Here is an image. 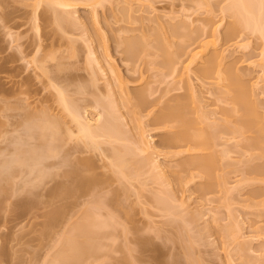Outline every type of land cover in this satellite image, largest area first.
<instances>
[{
	"label": "rangeland",
	"instance_id": "rangeland-1",
	"mask_svg": "<svg viewBox=\"0 0 264 264\" xmlns=\"http://www.w3.org/2000/svg\"><path fill=\"white\" fill-rule=\"evenodd\" d=\"M38 1L0 0V68L3 66L4 60L2 58L7 55L11 58L8 66L15 70L11 68L8 73L0 72V84L4 85L3 83H6L4 85L6 88L14 89L15 87V90L19 86V89L23 87L26 89V87L32 85V89L36 88L34 90H37L38 87L39 91L37 90V92L33 91V93L27 95L22 94V97L26 98L23 102L27 101V103L25 102L26 105L31 104L29 106L33 107L32 109H35L36 112L43 107L49 109L48 111L53 110V114H60L58 110H61V108L56 109L60 107L58 105L59 101L56 102L59 99L57 98L58 93H56L57 88L55 90L53 86H47L49 84V82L47 83V77L44 75H40L43 76L40 77L39 70L35 68L33 63H29L35 57V50H38L39 45L41 52H39L40 54L36 53L37 56L45 55L47 52L61 55V51L64 55L69 56L72 51L71 46L74 45L77 47L76 50L78 49L77 54L72 59L68 58L69 61L67 62L71 63L69 65L66 62L67 64H64V67L68 65L69 70L72 69L79 76L81 74V81L79 78L76 83L80 81L82 84V80H85V78L88 80L87 76L92 74L89 73L90 69L87 74L85 68H92L91 64L93 63L92 65L97 71V73L94 71L96 74L93 75H96L100 80L97 83L98 87L97 85L94 88L92 87L93 89L97 88L95 95L93 89L90 93H86V97L82 95L86 98L85 103H83L84 98L81 100L80 93H78L79 100L75 99V92L73 95L71 94L73 99L79 102L80 100L83 101L82 105L87 110L85 117L91 120L92 123H96L94 120L103 118L99 114L103 111H101V106L95 105L94 100L97 99L96 97L101 100L106 98L103 100L106 102L111 96L112 101L109 100L110 103L113 104L114 101H117V104L115 103L117 106L114 105L120 109L117 112L118 116H115L119 118L117 122L122 121V124L124 123L125 129L130 132V136L125 130L127 136H124L127 137V141L122 140L125 143L121 142V139H117L118 142L115 140L110 141L111 143L106 141V137L105 141L103 138L98 139V147L101 148L100 143L103 142L101 143L103 149L95 147L92 151L88 147L91 146L90 143V145L87 143V146L85 142L78 141L77 132H73V134L67 132L66 135L71 134L72 137L70 140L69 137L68 140L66 139V143L69 141L70 146L64 147L66 150L68 149V155L73 154V158L76 160L80 157L91 158L92 162L95 163L87 171V174H97V177L101 178L100 180L104 178H108L106 181L110 180L106 183L104 179L103 181L106 184H102L101 181L100 185L94 186L93 190L91 189L88 194L81 197H67V195H61L57 192L59 187L66 186L67 183L69 185L73 181L68 176L69 168L66 166L67 162L64 161L66 160L63 157L64 153L62 152L63 155H61L64 158L62 165L61 151L59 155L55 156L54 151L46 150L49 143L46 145L41 143L40 145L34 142L36 139L34 141L29 139L32 142L28 140L30 144L38 145H34V151L39 153L49 151L50 157L53 158H48L49 161H46L48 167L42 163L45 166L43 171H40L42 168L38 167L40 168L39 172L36 169L34 173H30L26 171L28 167L24 166L22 170H19V175H15L14 180L12 179L10 187L0 193V264H264V137L263 140L261 137V142L256 144L252 142L255 136L253 133L244 132V134L239 132L242 134L240 135L237 132H232L233 130L227 132L229 130L226 131L225 128H228L229 125L232 126L231 123L235 126L236 120L231 118L233 122L230 124L228 122L229 125L224 123L225 112L223 109L225 107L230 109L233 105L228 99L227 103L230 104L226 103V99L224 102L222 96L227 97V95H219L218 93V89L224 90L223 82H220L216 72L203 79H200V73L198 72L211 58H214L215 55L219 56V60L215 62L216 65H219L218 69L222 73L232 70L243 76L244 81H247L248 88H251L249 91L251 92V99L257 104L261 116H264V39L257 36V34H253L252 30H245L246 28L243 27L244 30H236L231 25L233 18L229 16L230 13H224L223 9L221 10L223 7L220 6L225 5L226 1L219 6L214 4L215 7H211H214L213 10L208 12L206 8L209 7L197 6L196 0H74V2L70 0V6L72 7L69 6V11L71 9L74 13H71L73 19L79 18L77 22H80V24L76 25L77 23L74 22L75 25L74 23L70 25V22L68 24L65 22V25H70L65 31L62 30L65 25L61 27L58 24L61 27L59 28L57 23L54 22V11L53 14L50 10L48 11L49 4L43 3L36 9L35 4ZM126 7H128L127 15L124 13L125 10L127 11ZM58 8L60 12H65L64 10L68 7L63 10L60 7ZM71 14L69 13L70 16H68L71 17ZM128 14H130V18ZM36 21L40 25L39 31L35 28ZM173 24L179 26V29L180 25L181 28L182 25L185 26L192 34L195 31L196 37H199V39L196 42L195 37L193 39L195 42L189 40L191 42L189 46L188 43L186 44L189 48L184 51H188L189 54H187L188 52L185 54L180 47L181 50L178 48L177 54L181 51L185 55L181 56V63L178 64L177 69L170 72L162 68L163 65H157L161 64V61H158L160 59L155 56V41L151 38L154 37L153 33L159 31H163V34L166 35L167 33V36H170L168 34V31H170L169 26H173ZM66 26L64 29H66ZM172 26L170 27L175 28V26ZM159 27L163 30H158ZM184 30L185 28L182 31ZM144 34H146L145 37L151 39V47H153L151 50L149 39L146 38L145 40L148 39L147 48L149 47L152 53L155 54L153 53L152 56L149 54V57L141 54L142 57H145H139L136 62L125 59L126 56L123 53L125 43H121L124 41L123 39L138 35L143 36ZM142 36L139 38H142ZM172 37L173 35L171 36L173 46L170 47V51L175 53L174 50L179 45L176 44L181 38ZM72 41L76 43L71 44ZM50 46L53 48L51 49ZM54 46H56L55 49ZM59 48H62V50ZM88 50H95V54L90 57ZM190 53H196L191 63H189L191 60ZM12 58H14L13 62ZM88 59L91 60V67ZM94 59L97 61H94ZM155 61L158 63L156 64ZM186 63L190 65L189 70L183 68ZM36 74L38 75L36 76ZM119 75L127 83L130 94L135 91L140 92L141 89L150 91L151 95L148 96L150 102H147L149 99L146 101L149 105L145 106L144 110L141 109V115L140 113L137 114L140 115L139 117L136 113L139 112L140 108L137 109L138 112L131 114L130 108L120 107V103L125 101L122 100L125 95L122 96V93H120V86L117 83ZM140 75L143 78H140ZM90 76H88L89 79ZM23 78L32 82L27 80L16 83V80ZM86 80L85 83H88L89 81ZM219 82L220 84H218ZM187 83L191 84L193 88H191V94H194V106L196 108L194 116L197 117L196 119L200 123V129L207 128L210 124L211 126L219 124V127L216 126L219 129L213 126L214 129L211 127H209L211 129H207L211 131L218 130L217 132L213 131L214 135L217 134L214 141L215 151H217L216 154L219 158L217 173L225 177V187H211L209 190V188L204 187L205 177L197 175V178L191 180L189 179L191 178L189 177L190 173L187 174L186 171L188 177L182 173L184 178L182 177V181L178 179V183L176 179L180 177H178V172L183 170L179 164L182 160L188 158V154L174 156L173 153L179 149L167 146L163 142V137L173 129L161 127L153 121V115H155L153 113L158 112L161 107L157 104L159 102L155 103L154 99L158 100L157 98L160 97L164 100L163 102H167L175 96L186 95L189 92ZM34 84L36 85L34 86ZM21 85L23 86L21 87ZM144 90L141 92H144ZM220 90L219 92L223 94ZM161 96L165 97L162 98ZM9 100L11 99L9 98ZM87 100L93 101V103ZM11 101L13 102V99ZM134 101L136 102V100ZM35 103L40 105L36 104V106ZM0 104L3 105L4 103L1 102ZM24 105L23 107H25ZM34 105L39 108L36 109ZM96 106L98 108H95ZM49 107H53V109ZM29 109L31 110V108ZM1 112L4 113V111ZM1 112V130L5 131L8 128L11 130L12 126L8 125L4 128V123L8 119V122L10 119L13 121L12 118L9 117L10 115L8 116V112L5 113V116L9 118L3 116ZM20 112L25 114V110L22 111L21 109ZM134 117H137L138 120L133 119ZM68 119L70 120V118ZM15 120H17V117L14 118ZM119 124L121 125V123ZM69 125L72 124L68 121L67 126ZM2 131H0V140H2L1 138L3 140L0 141V147L4 148L12 140L13 134L8 132L12 134V136L9 134L11 140L8 141V133L6 132L7 138H5ZM143 131V142L146 144L140 146L144 150L148 146L152 148L146 151L145 155L142 151H140L142 155H137L140 154L137 153V158L141 156L137 161V158L134 157L136 151L132 146L141 139L140 135ZM41 134L42 132L36 133L37 136H41ZM22 135L24 136L21 139L26 138L25 132ZM66 135L65 137H67ZM26 139L21 140L20 148H22V151L20 149L19 155L25 153L26 156H31L34 152L33 147L26 142ZM129 142L132 143L131 146ZM24 143H28V146L26 147L27 144ZM10 144L13 147L16 146V142H10ZM64 144L63 142L62 145ZM124 144L126 147L129 145L133 150V155L130 154L131 161L136 160L134 162L136 165L133 166H137V162L143 156L144 159L150 156L151 160H158L160 168L152 171L150 169L152 163L148 159L150 162L148 161V165L143 168V171L146 170L145 172L141 171L142 173L140 172L138 176L130 175L128 179L121 177V174L117 172L118 169L111 165V162H116V158L112 156L114 154L116 156L119 151L117 149L124 148ZM52 145L55 146L54 143H51L50 147ZM57 145L58 147L61 146L60 143H57ZM73 145L74 147H72ZM119 146L122 148H118ZM30 147L31 149H27ZM136 147L135 149H137ZM3 148L0 152L3 151ZM64 148L63 151H65ZM72 149L73 153L70 151ZM113 149L117 152L114 153ZM69 151L72 154H69ZM41 155L43 154L41 153ZM75 159L72 160L73 163ZM220 160H222V163ZM50 163H57L60 167L49 165ZM131 164L133 163L131 162ZM219 164L221 165L219 166ZM133 166L131 165L130 168L133 169ZM178 166L182 170H179ZM132 169L131 173L134 174L135 170ZM21 171L23 172L21 173ZM128 171L130 172V169ZM193 171L195 172V170ZM175 173H177V176L175 175L174 178ZM179 174L182 176L180 172ZM196 174H198L197 170ZM203 182L205 183L203 184ZM157 195H160V198L165 202L158 197L157 200ZM24 201L27 203V207L20 208V203L24 204ZM159 201L163 202V205L168 203L172 211L164 208ZM59 209L64 212L63 220L58 225L55 224L57 225L55 228H48L46 215ZM88 212H91L94 218L89 217ZM176 212L182 220L187 222L182 221V223L187 224V230H189L185 231V228L183 234L180 227L177 226L179 223H176L177 220H175L176 218L180 219L178 215H175ZM84 214L91 220L95 219L94 224H99L95 227L96 229L93 228L97 237L93 238L90 235L88 237H91V241H87L88 237L81 235L78 237L79 243L82 245L93 242L98 244L100 249L94 254L78 259L77 256H72L76 255L77 248L69 244V237L71 236L70 233L75 230V225L83 220ZM72 227L74 230L71 229ZM47 228L50 230L48 231ZM142 239L145 241L147 239L146 247L140 246Z\"/></svg>",
	"mask_w": 264,
	"mask_h": 264
},
{
	"label": "bare ground",
	"instance_id": "bare-ground-1",
	"mask_svg": "<svg viewBox=\"0 0 264 264\" xmlns=\"http://www.w3.org/2000/svg\"><path fill=\"white\" fill-rule=\"evenodd\" d=\"M72 1L74 2V0H72ZM224 1H226L227 3L225 5H222V3ZM73 2H72V4H73ZM195 2H196V4H198L197 6L200 5L199 7H202V6L203 7L204 6L209 7L210 10H209V8H206V9H208V12H211L213 10V8L215 7L214 4L217 6L222 5V6H220V7H223V8H221V10L223 9L224 13L229 12L230 13L229 16H231V18L234 19V20L232 19L231 25L236 30L237 29L242 30L243 28L244 29L246 28L245 30H247V29L249 31L252 30L253 34H255V35L257 34V36H260V38L264 39V0H217V1L196 0ZM43 3L49 4L48 11L50 10V12L52 14L54 11V14H53L54 22H56L57 25L59 24V25H61V27H63V25H65L64 24L65 22L67 24L70 22V25L73 24L74 22L77 23L76 25L80 24V22H77L79 20V18L74 17L77 20L73 19L72 15L74 13L71 11V9L69 11V8L72 7V6H70V4H71L70 0H39L35 4L36 9H37V7H39ZM184 6H186V5H184ZM212 6H214V7L211 8ZM56 7L57 8L60 7L62 10L68 7L67 8L68 11H66L67 9H65L64 10L65 12H60L59 8L57 9ZM126 8H127V11L125 10L124 13L127 15L128 7H126ZM129 11H131V10L129 9ZM69 13L70 14L73 13V14H71V17H69L70 16ZM130 14H128L129 18L131 17V16H129ZM36 20H37V18H36ZM127 20H128V18H127ZM70 25H67L66 29H64V27H65L64 26L62 28V30H64V31L67 30L68 26H70ZM74 25H75V23H74ZM170 26H172V25H170ZM170 26H169L170 31H168V34H170V36H167V33H166V35L163 34L164 33L163 31H161V32L159 31L157 33H153L154 37L151 39H153L155 41V46H156V47L154 46L156 48V50H154L156 53L155 56L160 59L158 61H161V64H157L158 63L157 61H155V63L157 65H160V66L163 65L161 67L169 70L170 72H174L177 69V66H179L181 63V61H180L181 56H183L184 53L186 54L188 52V51L187 52L184 51V50H188V49H186V48H189V47H187V45L189 46V43H191L190 41H192L197 35H196L195 31H193V34H192L188 30V28H186L183 25H182V28L180 25L181 31L185 28V30L182 32L180 31L179 26L174 25V24L172 27L175 26V28H171ZM61 27L59 26V28H61ZM35 28L37 29V31L40 30V25L37 23V21L35 23ZM234 28H232V29L234 30ZM158 30H163V29L159 27ZM155 32H156V30H155ZM177 33H179L181 35H179ZM176 34L179 36H177ZM185 34H186V36H184ZM172 35H173L172 38H174V37L181 38V40H179V42L176 44V45H178V44L179 45L177 46V49L174 50V51H176L175 53L170 51L171 50L170 47L173 46L172 45L173 42L171 41ZM141 36L142 35H138V36H134L132 38L126 37L127 39H123L124 41H126V42H124V41L121 42L122 44L125 43V48L123 50V53L126 56L125 59L132 61V62L133 61L136 62L139 59V57H141V58H144L145 56L149 57L150 56L149 54H151V56H152V54L154 52L152 53V51H151L153 48V47H151L152 46L151 42H150L151 39L149 37H145L146 34H144L142 36V38H139ZM146 38L149 39V44H150L151 50L149 47H148L149 49L147 48V46H148L147 40L148 39L145 40ZM186 39L188 41L189 40L190 41L188 42ZM197 39H199V37L198 38L196 37V42L198 41ZM183 40L184 41L186 40V41L184 42ZM154 41H152V42L154 43ZM192 42H195V40H193ZM73 43L75 44L76 42L72 41L71 44H73ZM59 45H61V44H59ZM55 47L56 46H54V49H55ZM179 47L182 49V52H184L183 54L181 51H180L181 54L179 53L180 55L177 54L178 51L181 50ZM39 48H41L40 45L37 48L38 50L37 51L35 50V55H34L35 57L32 58V60L30 61L29 64L33 63L35 65V68H37L39 70V73H40L39 76L44 75L47 77V83L49 82V84L47 86H49V85L51 87L53 86L55 88V90L57 88L56 93H58L57 98H59V99H57L56 102L58 103V101H59L58 105L60 107L59 108L55 107V108L56 109L61 108V110H58V112H60V114H58V113L53 114L52 113L53 110L48 111L49 109L47 110L46 108H43V107L40 108V110H37L38 112H36L35 109H34L35 111L32 109L33 107H30L31 104L26 105L25 102L27 103V101L23 102V100H25L26 98L22 97V94L27 95V94L33 93V91L37 92L38 87H37V90H34L36 88L32 89V87H33L32 85H29L31 87L28 86V87H26V89H24L25 87L19 89L20 88V86H19L18 89L15 90L16 89L15 87H14V89L13 88H11V89L6 88V86H4V85H6V83H3L4 85L0 84V96H2V97H0V103L1 102L4 103L3 105L0 104V109H1L0 112L4 111V113L1 112V113H3V116H5V113L8 112L7 113L8 116L10 115L9 117L12 118V120H13V121H11V119H10V121L8 122V120H9L8 119L7 122H5V123L3 122L4 128H6L9 125V126H12L11 130H9L10 128H8V129H5V131L2 129L3 130L2 131L0 128V131L3 132V135L5 134L3 137L7 138V136H9V138H7V139H9L8 141H10L12 138V140L10 142L11 143L16 142L15 147H13V145L10 144V142H8V143L5 142L8 145L5 146L4 148L0 147V151H1V148H3V151L0 152V193H2L3 191H5L7 188L10 187L12 181L14 180L13 179L14 176L17 175L19 170H22V168L24 166L28 167L26 171H29L30 173H34V170H36V169H37L36 171L39 172L38 170H40V168H42L40 171H43V168L47 165V162L49 161V159H52L53 157H50L51 154H49V151H45L46 152V154H45L44 151H41L39 153L38 151H34V149H35V146H38L37 144L41 145V143H42V145H43L45 143L44 145H46L47 143H49L48 148L46 150H50L51 152L54 151L55 156L59 155L61 153L60 158H62V161L64 160V158L66 159L64 161L67 162V165H66V163H65V165L69 168L68 176H70L73 180L71 184L67 185L68 184L67 183L66 186L59 187L57 192L61 195H67V197H75V196L81 197L82 195L88 194L89 193L88 191H90L92 188H94V186L100 185L99 183L101 181L103 184L105 182L106 183L110 182V180L106 181V179H108V178H106V179L104 178L105 180L102 178L105 181L104 182L103 180H100L101 178L99 176H98L99 178L97 177V174L96 175L95 174H92V175L87 174V171L91 167H93V164L95 163V162L94 163L92 162L91 158L89 159L87 157L86 158L80 157V159L76 160L75 158H73L74 157L72 154L74 152L73 149L70 150V151H72V153H70V151H69V154H72V155H68V151H67L68 149L66 150L64 148L65 146L69 145L68 144L69 141L66 143V141L68 140V137L70 140L72 138L71 134H73V132H77L76 135H77V138L79 139L78 141L79 142L81 141L82 143L85 142L86 145H87V143L88 144L90 143L92 147L88 146V145L87 146L90 147L89 150L93 151L95 147L98 149H103L102 144H101L103 142L100 143L101 148L98 147L99 146V140L98 139L103 138L104 141L107 139L106 141H109V142L110 141L112 142L113 140L118 142V140H120V139H121V142H124V141H122L124 139L126 142L127 137H125V136H127V134H129L128 136H130V132L127 129H125V125H124V123L122 124V121L117 122L119 120V118L118 117L116 118L115 116H118L117 112H119L120 109H118L119 107L118 108L116 107L117 101L116 102L114 101L113 104L110 103L109 100L112 101L111 96H110L109 100H107L106 102L103 101L106 98H102V100H101L95 96L97 99L96 100L92 99L96 102L95 105H97L98 107L101 106L100 108H101V111H103V112H101V113L99 112V114L101 116H103L102 119L98 118L97 120H94V122H96V123H92L91 120H89L88 118L85 117V113L87 110H85V107L82 105V102L84 101L83 103H85L86 95L88 93H90V91H92V89L94 87H96L97 83L100 80L98 77H96V75L95 76L93 75V74H96L97 71H96L95 67H93V65H92L93 63L91 64V62H90L91 60L89 61L90 58L88 59V63L90 62L89 66L91 64L93 71L91 72L92 68H88V69L85 68V70L88 74V70L90 69L89 73H92V74H90L91 76L88 75V76H90V79L88 76H87L88 80H86V78H85L86 81H89L88 83H85V80H82L83 83L81 84V82H80L81 81V74L79 76L78 73L75 74V72L71 68H70L71 70H69L68 65L67 66L65 65V67H64V64L71 63V62H67V61H69L68 58L72 59V57L76 56L77 51H78V49L76 50L77 47H75L74 45L71 46L72 51H71V53H69V56H67V54L64 55L62 51L60 52L61 55L58 53L56 54L54 52H47V53H45V55H42V56L38 55L37 56V54L39 52H41L39 50ZM52 48L53 47H51V49ZM88 48L90 50L89 46H88ZM178 48H179V50H178ZM59 49L62 50V48H59ZM59 49H58V51H59ZM89 50H88V54L91 57L93 54H95V52H94L95 50H91V51H89ZM149 50H150V52H149ZM141 54H145V56L143 55L144 57H142ZM187 54H189V52ZM195 56H196V53L191 54V60L189 63L193 62L192 60L194 59ZM218 57L219 56L215 55L214 58H211L204 65L202 70L200 69L198 71L200 73L199 77H200V79H203L204 77H207L210 74H213L215 72L217 73L218 79L220 80V82H223V87H224V90L218 89V93H219V95H227V97L224 96L226 98H224L222 96V98L224 99V102L226 99V103H227V99H228V101L230 100L229 102H231L233 105V106L231 105L232 107H230V109H229V107H225L223 109V111L225 112L224 113L225 114L224 123L227 124L229 122V124H230L231 122H233L231 118H233V120L234 119L236 120L235 126L233 125V123H231L232 126L227 124L230 126V128H229V126H228V128L226 127L225 128L226 131L229 130L227 132H230V130H233L232 132H234V133L237 132V134H240V135H242L241 133H244V132L245 133L246 132L253 133V134H255V136H254L252 142L259 144L261 142V137H262V140L264 137V116H261L260 111H258L259 109L257 108L258 107L257 104H255L253 102V100L251 99V92H249L251 88H248L249 86H247V83H246L247 81L246 82L244 81V78L241 74L234 72L232 70H229V71L227 70L225 73H222L221 70L218 69L219 65H216L217 63H215V62H217V60H219ZM14 58H12V62H13ZM2 59L4 61H3V66H1V68H0V72H3V73L7 72L8 73V71H10L12 68V67L10 68L8 66V64L11 62V58L6 55ZM95 60L96 59H94V61ZM150 62H152V60H150ZM189 63H186L183 65V68L185 70H189V67H190ZM101 70H103V69L101 68ZM72 71L74 72V74ZM36 72H38V71H36ZM37 75L38 74H36V76ZM17 76H19V75H17ZM84 76H82V77L84 78ZM40 77H43V76H40ZM79 78H80V81H79L80 84H79V82L76 83L79 80ZM140 78H143V76L140 75ZM97 79H98V81H97ZM117 79H119V80H117V83L120 86V90H121L120 93H122V96L125 95V97L124 96L122 97L123 98L122 100H125V101H122V103H124V104L120 103L121 106L119 104L118 105L120 107L125 106L126 108L127 107L130 108V110L132 112L131 114L138 112L137 109L140 108L139 112L136 113V115L139 114L141 112L142 108L144 110L149 105L148 104L150 102V99H149L150 96L149 95H151L150 91H148L147 89H145V90L141 89L140 92L135 91V92L130 94V92L128 91L127 83L123 80V78L119 75ZM27 80H29V79H26V78H23L21 80L18 79V80H16V83L19 81L23 82V81H27ZM28 82H32V81L29 80ZM220 82L218 84H220ZM43 83H45V82H43ZM111 83H112V81H111ZM189 83H190V80H189ZM189 83H187L188 84L187 90L189 89L188 91L190 93L187 91L188 94H186V95L175 96V98H173V99H170V100L168 99L169 101H167V102L166 101L163 102L164 100H162L160 97L157 98L158 100L160 98L159 101L154 99L155 103L159 102L160 104L159 103H157V104L159 106L161 105V107L159 108L160 110L158 112L153 113V114H155V115H153V117H154L153 121H155L154 122L155 124L157 123V125H161V127L173 129V131L167 132V134L163 137V142L167 146L176 147L179 149L173 153L174 156H180V155L188 154V158H185L179 164V166H181L183 168V170L181 168H179V166H178L179 170L181 169L183 171V172L179 171L181 174L182 173L186 174L185 171L187 172V174L190 173L191 176L189 175V177H191V178H189V179H191V180H194L197 175L199 177L200 176L203 178L205 177L206 183L203 182V184L205 183L204 187L209 188V190L211 187H214V188L225 187V185H226L225 177L222 174L217 173V169L219 168V167H217L219 158L216 154L217 151H215V147H214L215 146L214 141L216 139L217 134L214 135V133H213L214 130L211 131V130L207 129L209 127H211L212 129H214L213 127H216V126L219 127V124H217L216 126L212 125L213 127L210 124L208 127L205 126L207 128H201L200 129V127H201V126L199 127L200 123L197 121V119H196L197 117L194 116L195 115L194 113H196V111H195L196 108L194 106L195 98L193 96L194 94L193 95L191 94L193 88H192L191 84H189ZM35 85L36 84H34V86ZM22 86L23 85H21V87ZM97 87H98V85H97ZM111 88H113V87H111ZM111 88H110V90H112ZM96 89L97 88L93 89L94 90L93 92H95ZM143 90H144V92H141ZM219 90L222 91L223 94L221 92H219ZM145 91L148 93V95ZM24 93H26V94H24ZM69 93H70V95L71 94L73 95V93H74V95L76 94L75 95L76 98L75 97L74 98L77 100H79V96H78L79 94L78 93H80V95L82 97V98L80 97L81 100L83 98H84V100L83 101L80 100V102L77 100H74L72 95L70 96ZM95 94H96V92L94 93V95ZM17 95L24 98V99H22L20 97H19L20 98L19 99ZM82 95L85 97H83ZM14 97H15V99H14ZM164 97L165 96H163L162 98H164ZM9 98L11 100L13 99V102L11 100H9ZM134 100H136V102ZM87 101L90 102V100H87ZM229 102L227 104H230ZM20 103H22L23 105L25 104L24 105L25 107H23L22 104L20 105ZM39 103H35V105L37 104L39 106L40 105ZM90 103H93V101ZM125 103H126V105H125ZM145 103H147V105H145ZM58 105H57V107H58ZM1 106H2L3 110L1 108ZM27 106L29 108H31V110H33L34 112L31 111L29 108L27 109ZM36 106H35V108H36ZM97 106L95 108H98ZM142 106H144V107H142ZM37 108H39V107H37ZM21 109H22V111L25 110V114H21L22 113V112H20ZM50 109H53V107H51ZM29 110H30V112H28ZM140 115H141V113H140ZM8 116H5V117L9 118ZM130 116L132 117V115H130ZM16 117H17V120L14 121V118L16 119ZM68 118H70V120ZM120 118H121V116H120ZM136 118L134 117L133 119H136ZM67 119L70 122V124H72V125L67 126V123H68ZM136 120H138V119H136ZM119 123H121V125ZM234 124H235V121H234ZM122 125H124V126H122ZM1 126L3 127V125H1ZM217 127H216V129H219ZM231 127H233V128H231ZM74 128H76V129H74ZM211 128H209V129H211ZM125 130L127 131L126 135H125ZM215 131L217 132L218 130H215ZM6 132L7 133L11 132L13 134V136L11 133L7 134ZM23 132H25V137L26 138L28 137V139H26L24 137H23V139H21L22 136H24V135H22ZM37 132L38 133L42 132L41 136L40 135L37 136L36 135ZM61 132H63V133L61 134ZM64 132H65V134H64ZM67 132H71V134L69 136H67L66 135ZM239 132H241V133H239ZM6 134H7V136H6ZM9 134H11L12 137ZM63 134H64V136H62ZM65 135L67 137H65ZM76 135H74V136L76 137ZM140 136H141V139L138 142H135L136 144L138 143L137 147H136V144L134 146H132V147H134V150L136 151V152L134 151L135 152V156H134L135 159L137 158V156H136L137 153H140L137 155H142V153L144 154V153H146V151H148L150 148H152V147L148 146L144 150L140 146L141 144H142V146H145V144H146V143L144 144V142H143L144 141V131L142 132V134ZM64 137H65V139H64ZM105 137H106V139H105ZM1 139L3 140V138H1ZM20 139L22 141H24V139H26V142H28L29 139L31 141H34L36 139L34 142L37 144H34V143H33V145L30 144V142H31L30 140H29L30 142H28L30 145H32L31 147H33V151L35 153L32 152L31 156L30 155L26 156L25 153H23V154L20 153L21 155H19L20 149L22 151V148H20L21 147L20 144H22ZM108 139H110V140H108ZM2 140H0V141H2ZM37 140L40 143L36 142ZM63 142L65 143L64 145H62ZM130 142H129V144L131 146L132 143H130ZM28 143H26L27 145L24 143L26 145V147L28 146ZM51 143H54L55 146L52 145V147H50ZM57 143H60L61 146L59 145V147H58ZM72 143H73V139H72ZM133 143H134V141H133ZM79 144H81V143H79ZM122 145H123V143H122ZM10 146L12 149L10 148ZM121 146H119L118 148H122ZM31 147L27 148V149H31ZM72 147H74V145ZM135 147L138 150L135 149ZM58 148H60V149L58 150ZM63 148L65 151H63ZM85 149H86V147H85ZM117 150H119L118 154L116 156H114L115 154L112 156L113 158H116L115 159L116 162H111V165L115 166L118 169L117 172H119L118 174H121V177L128 179V177H130V175L138 176L141 171L142 172L146 171V170L143 171V168L145 166H147L150 161H151L150 163H152L151 168H150L152 171H154L156 169L158 170L160 168L158 160L157 161L155 159H154L155 161L151 160L150 156H148L149 158L145 157V159L143 156V158H142L143 160L140 158L141 160L139 162H137V166H133V165H136L134 163V162H136V160L131 161L132 157H130V154L133 155L132 154L133 150L129 147V145H128V147H126V145H125L124 148L117 149ZM117 150L116 151L114 150V153L117 152ZM137 151H139V152H137ZM140 151H142V153ZM143 151H145V152H143ZM23 152H25V151L23 150ZM62 152L64 153V155L62 154ZM41 153L43 155H41ZM61 155H63L64 158L61 157ZM43 156H44V158H46L45 161H43V159H44ZM69 156H70V158H69ZM220 156L222 157V154ZM71 157H72V159H71ZM139 157H141V156H138L137 161H138ZM68 158L70 159L71 162L73 159H75L74 163L73 162L71 163L70 161H68L69 160ZM148 159H150V161ZM64 161L61 162L62 165H63ZM44 162H46V163H44ZM69 162H70V164H69ZM131 162L133 164H131ZM220 162L222 163V160H220ZM42 163L45 164V166ZM39 164H41L42 166L41 165L39 166ZM130 164L133 166V169L130 168L131 167ZM49 165L55 166L58 164L57 163L56 164L50 163ZM220 165L221 164H219V166ZM113 166H112V168H113ZM38 167H40V168H38ZM46 167H48V166H46ZM58 167H60V166L58 165ZM92 169H94V168H92ZM128 169H130V172L128 171ZM131 169L135 170L134 174L131 173ZM263 169H264V166H263ZM193 170H195V172ZM196 170H197L198 174H196ZM23 171H25V169H23ZM23 171H21V173ZM152 171H151V173H152ZM179 172H178V177L180 176L181 178L180 177L176 178L178 183H179V181H182L184 178L183 174L181 176L179 174ZM176 174L177 173H175L173 175L174 178H175ZM194 174H195V176H194ZM186 177H188V175ZM178 179H179V181H178ZM263 182H264V179H263ZM102 186H104V185H102ZM214 188H212V189H214ZM202 190H205V189H202ZM157 197L163 201V199L160 198V195L156 196V199L158 200ZM163 202H165V201H163ZM163 202L159 201V203L161 205H163L162 204ZM20 204H19L20 208L21 207L22 208L27 207V203H25V201H24V204H22V203H20ZM32 205H33V203H32ZM163 206L167 210L172 211L171 208L169 207L168 203H165ZM28 208H29V205H28ZM30 208H31V205H30ZM26 210H28V209H26ZM91 212L94 213V211H92V210H91ZM91 212L90 213L88 212L90 215L87 213L89 217L90 216L93 217ZM169 213H171V212H169ZM175 215H178L177 212ZM46 216L48 218L47 227L50 229H53V228H55V226H57L63 220L62 217L65 215H64L63 210L59 209V210L51 211ZM84 216H86V217H84ZM84 216L82 217L83 220L80 221L81 223L78 221L79 223H77V224L79 226L77 224L75 225L76 226L75 230L73 229V227L71 228L74 231L72 233H70L71 236L69 235L70 236L69 237V244L71 246L77 248L76 255H72V256H77L78 259H82L85 256L94 254L95 252H97L100 249V246L98 244L93 243V242L82 244V245L79 243L78 237L81 235H85L87 237L91 235V237L93 236V238L97 237L96 233L93 230H95L96 229L95 227H97L99 224L98 223L94 224L93 221L95 219L91 220L86 214H84ZM178 217H180V216L178 215ZM172 218H174V217H172ZM175 220H177V222L175 221L176 223H179V225H177V226H179L180 230H182L181 231L182 234H183V231L185 228H186L185 231H189V230H187V227H188V226H186L187 224H185L187 222L182 220L181 217H180V219L176 218ZM178 220H179V222H178ZM182 221H184L185 223L183 222L184 223L183 224ZM55 224H57V225H55ZM51 227H53V228H51ZM48 228H47V230L49 231L50 229H48ZM93 228H95V229H93ZM185 231H184V233H185ZM91 237H88L87 241H91ZM143 241H145V240L142 239V241H141L142 244H140V246L146 247L147 246V239L145 242H143Z\"/></svg>",
	"mask_w": 264,
	"mask_h": 264
}]
</instances>
